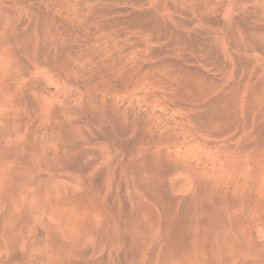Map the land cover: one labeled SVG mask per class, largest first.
Instances as JSON below:
<instances>
[{
    "label": "rangeland",
    "instance_id": "1",
    "mask_svg": "<svg viewBox=\"0 0 264 264\" xmlns=\"http://www.w3.org/2000/svg\"><path fill=\"white\" fill-rule=\"evenodd\" d=\"M0 264H264V0H0Z\"/></svg>",
    "mask_w": 264,
    "mask_h": 264
}]
</instances>
